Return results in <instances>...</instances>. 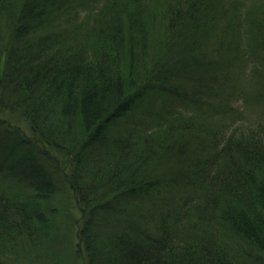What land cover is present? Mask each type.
Instances as JSON below:
<instances>
[{
	"label": "trees",
	"instance_id": "obj_1",
	"mask_svg": "<svg viewBox=\"0 0 264 264\" xmlns=\"http://www.w3.org/2000/svg\"><path fill=\"white\" fill-rule=\"evenodd\" d=\"M254 5L0 0V148L28 168L0 174V256L65 264L42 164L60 158L82 214L120 217L109 234L79 226L78 264H264V123L227 133L224 103L250 73L264 109V0ZM188 130L208 140L206 159L191 161Z\"/></svg>",
	"mask_w": 264,
	"mask_h": 264
},
{
	"label": "rangeland",
	"instance_id": "obj_2",
	"mask_svg": "<svg viewBox=\"0 0 264 264\" xmlns=\"http://www.w3.org/2000/svg\"><path fill=\"white\" fill-rule=\"evenodd\" d=\"M244 1L247 6L253 7L254 2L258 0H241ZM232 75L237 76V74H234L233 71H231ZM258 86L254 85L251 80H250V73H248L245 77L238 78L232 82V85H230L231 91L234 93L232 98L230 100H225L224 103L227 104V107L225 110L229 111V115L226 118L227 122V133L235 130L234 128H239L240 126L248 125L249 122H254V121H261L264 123V109L260 108L259 105H257L254 100L252 99L254 92L258 93V91H261V87L257 88ZM140 88L138 85H135L132 90L135 92L140 91ZM147 96V94H146ZM143 99H140L139 102H143ZM138 102V103H139ZM145 104V103H144ZM143 104V105H144ZM232 106V109H231ZM141 108L139 110L135 111L128 119L131 118H140L141 115ZM237 109H240V113H237ZM5 116L13 121L12 127H16L19 130H25V135L31 138H34L35 136L33 133H31L26 125L23 123V121H16L15 118L11 117L9 114H5ZM5 118V119H7ZM251 118V119H250ZM125 118L123 117V120ZM207 120V119H206ZM119 124V123H118ZM118 124L116 126H118ZM112 127V128H116ZM236 132V131H235ZM2 135L3 131L0 129V144L2 143ZM188 138L189 140V150L188 152L192 153H199V156H191V161L193 160V163H195L196 159L200 160L201 158L205 157L206 155L204 152H206L205 146L208 145V140L205 138L204 135L200 134L199 132H191V131H185L183 139L186 140ZM185 142V141H184ZM1 146V145H0ZM36 148V146H35ZM17 150V149H16ZM15 151H11L10 148H5L2 147L0 148V174L5 175L8 180L12 181H17V180H25V177H20L23 175L25 171H27V166L25 164H16L15 161ZM186 159L182 161L181 159L179 160L180 162V167L181 172L186 170V167L188 166L190 159L188 158L187 154L185 155ZM50 160V163L47 161ZM43 159V166L47 170L51 172L52 178L54 181L57 183V186L54 188L53 192V197H52V202H53V207L56 208V215L55 219H57V224L60 223V228L59 231L62 237H60L59 241L53 242L56 248H60L59 251L65 252L66 254H58L60 259L64 260L65 264H78V255L73 256V250L74 246H76L79 241L78 237L76 235V231L78 230L79 226H81L84 222L86 223V219H89V223L92 224L94 223L100 232H112V221L116 218L119 217V214L117 213H111L108 211L109 215H102L98 211L93 217L87 216L86 214L81 213V208L77 204V198L74 195V193L71 191L70 192V187L68 185H65V177L68 172V168L66 170L62 167L63 165V160L61 161L60 158H58L55 162L51 161V159ZM62 164V165H61ZM64 166V165H63ZM63 169V170H62ZM172 172H175L174 169H171ZM103 207H99L101 209ZM146 208L143 205H139L138 209L135 211H130L125 213L126 216L131 215L133 213H138L141 211H144ZM124 214V213H123ZM68 215V216H66ZM123 215V217H125ZM120 218V217H119ZM148 221V220H147ZM70 248V249H68ZM70 251V253L68 252ZM76 250L74 249V252ZM56 252V251H55ZM60 252V253H61ZM75 257V258H74ZM54 261V262H53ZM57 259H51L52 264L54 263H59ZM0 264H26L24 261H21L18 258L14 257H9V256H0Z\"/></svg>",
	"mask_w": 264,
	"mask_h": 264
}]
</instances>
